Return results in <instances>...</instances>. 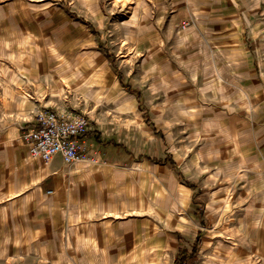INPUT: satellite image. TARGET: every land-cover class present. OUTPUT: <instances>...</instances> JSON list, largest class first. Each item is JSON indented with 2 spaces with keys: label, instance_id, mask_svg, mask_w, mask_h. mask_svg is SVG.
Returning a JSON list of instances; mask_svg holds the SVG:
<instances>
[{
  "label": "rangeland",
  "instance_id": "374dc122",
  "mask_svg": "<svg viewBox=\"0 0 264 264\" xmlns=\"http://www.w3.org/2000/svg\"><path fill=\"white\" fill-rule=\"evenodd\" d=\"M236 1L0 0V196L21 182L0 264H174L197 238L189 264H264V76L219 31ZM44 108L91 121L54 194L8 152Z\"/></svg>",
  "mask_w": 264,
  "mask_h": 264
},
{
  "label": "crops",
  "instance_id": "0c3cea01",
  "mask_svg": "<svg viewBox=\"0 0 264 264\" xmlns=\"http://www.w3.org/2000/svg\"><path fill=\"white\" fill-rule=\"evenodd\" d=\"M223 1L225 2L227 0H223ZM254 2H255L254 8H253L254 10L251 12L248 9L246 10V6H245L244 2H242L240 4L239 1L237 0L234 5H236V6L241 5V7H239L238 10L243 11V13H242L243 18H241V17L231 18L232 13H230V12L229 13L228 12L223 13L221 18L219 19L220 20L219 24L221 25V30H219V31H221L222 35H224V36L227 35L229 38H232L233 35L238 36L234 40L238 43H241L240 48L238 50L243 51V48L246 49L245 45L247 42L250 41L249 39H251L250 42L253 44V50H252L253 58L256 59V64L253 65L252 69H254V73L256 74L257 66H258L260 71H261L260 72L261 75L264 76V0H254ZM212 14H214V13H212ZM218 15H220V14H218ZM235 25H239V28L235 29L234 28ZM232 32L233 33L236 32V34H233ZM250 51L251 50L249 48L246 50V52H250ZM261 84H263V83H261ZM260 89H262V93L264 95V86H261ZM17 117L21 118V114H19ZM32 123H34V121H31V123L27 127H29ZM27 127H25V128H27ZM89 130H91V128ZM20 139H21L22 143L19 142V145H16V146L14 145V146H11V148H8V152L13 155L12 160H14L15 162H18L21 165L22 164V160H21V154L22 153L23 154L25 153L27 160H28V157L33 161H40L41 160L44 163L43 164L44 169H41V171H43L45 173V175L42 176L41 180H39V183L41 182V184H40L41 187L45 186L47 184L48 179L50 177L52 178V182H50L49 184L53 188L48 190L49 194H54L56 192L60 193L59 187L61 184H60V179H58L57 177H61L62 184L63 185L66 184V186H67V179L69 177H74V176L80 177V171H78L79 173L74 175L69 170H67V168H68L67 165H70L71 163H66L63 160V158L61 157V155L55 156L53 158V160L48 162V163L43 161L40 158L32 157L29 153L27 145L24 143V141L21 138V135H20ZM4 153L7 154L6 148H4V146L0 147V163H1L0 164V173H1L0 178L3 176L11 177L9 175V172H13L12 167L14 166V163L9 164L11 157H9V156L5 157ZM27 154H28V157H27ZM58 158L60 159L61 163L58 167L53 168L54 162ZM28 170H29L28 177L25 178L26 184L27 185L28 184L33 185V183L37 184L36 181H37L38 176H39L38 169L35 167H32V166H29ZM18 172H21V171H18ZM18 185L20 187L21 182H18L17 185L12 186L11 189L9 190V193H6V194L3 193V195L0 196V201L1 200L4 201L6 199V197L13 196L14 194L19 195L18 192L20 191V189H16V188H18Z\"/></svg>",
  "mask_w": 264,
  "mask_h": 264
},
{
  "label": "built area",
  "instance_id": "2783aa9c",
  "mask_svg": "<svg viewBox=\"0 0 264 264\" xmlns=\"http://www.w3.org/2000/svg\"><path fill=\"white\" fill-rule=\"evenodd\" d=\"M186 28L188 23L181 24ZM91 128L86 113L70 108H44L36 113V119L25 128L21 138L32 157L50 162L61 155L66 163L86 159L88 143L85 136Z\"/></svg>",
  "mask_w": 264,
  "mask_h": 264
},
{
  "label": "trees",
  "instance_id": "16d2710c",
  "mask_svg": "<svg viewBox=\"0 0 264 264\" xmlns=\"http://www.w3.org/2000/svg\"><path fill=\"white\" fill-rule=\"evenodd\" d=\"M122 77V74L120 75ZM123 78V77H122ZM128 88L130 90L131 87L128 86ZM137 96L138 98L141 99V93L138 91L137 92ZM101 141V140H100ZM106 144H109V141L105 142ZM199 244H200V238L196 239L194 241V243L192 244L191 247H183V246H180L179 250H178V254H177V257H176V260H175V263L174 264H189L190 261L192 259H194V257L196 256V253H197V250H198V247H199Z\"/></svg>",
  "mask_w": 264,
  "mask_h": 264
}]
</instances>
